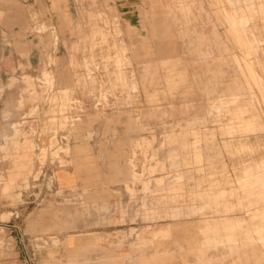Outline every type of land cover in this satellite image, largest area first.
Returning <instances> with one entry per match:
<instances>
[{"label":"rangeland","instance_id":"374dc122","mask_svg":"<svg viewBox=\"0 0 264 264\" xmlns=\"http://www.w3.org/2000/svg\"><path fill=\"white\" fill-rule=\"evenodd\" d=\"M263 210L264 0H0V264H264Z\"/></svg>","mask_w":264,"mask_h":264},{"label":"crops","instance_id":"0c3cea01","mask_svg":"<svg viewBox=\"0 0 264 264\" xmlns=\"http://www.w3.org/2000/svg\"><path fill=\"white\" fill-rule=\"evenodd\" d=\"M71 56V55H70ZM246 210V209H245ZM226 214H228V213H226ZM261 219H260V224H261V226L264 228V210H263V213L262 214H259L258 215ZM249 217V219H252V218H254L255 216H254V214L252 213L251 215H249L248 216ZM225 219L226 220H230V217L228 216V215H224V216H216V218H214L213 220H209L210 221V223L211 224H213L214 223V221L215 220H217V221H219V220H222V221H225ZM234 219V218H233ZM254 220H251V223L253 224V225H257V224H255L256 222L254 221ZM209 223V224H210ZM224 227H226V228H228V226H224ZM230 228V227H229ZM197 240V239H196ZM211 242V239L210 238H208V236H207V234L206 233H204V235H203V237H201L200 238V244H196V243H192L191 245L193 246V245H196L197 246V249H196V251L194 252V251H192L191 252V254H197V255H199V256H202V254H204L205 252H207L206 251V247L205 246H207V243H210ZM204 249H205V251H204ZM224 249V248H223ZM228 250H230V248L228 249Z\"/></svg>","mask_w":264,"mask_h":264}]
</instances>
